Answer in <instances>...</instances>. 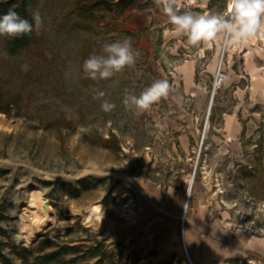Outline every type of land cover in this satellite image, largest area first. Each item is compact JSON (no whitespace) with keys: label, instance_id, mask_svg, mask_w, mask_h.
Wrapping results in <instances>:
<instances>
[{"label":"rangeland","instance_id":"rangeland-1","mask_svg":"<svg viewBox=\"0 0 264 264\" xmlns=\"http://www.w3.org/2000/svg\"><path fill=\"white\" fill-rule=\"evenodd\" d=\"M76 2L32 4L37 48L11 56L0 36V87L23 97L18 114L0 113V253L16 264L52 242L41 254L71 246L67 264H264V38L191 46L154 0L69 34L63 16ZM225 9L226 0L192 6ZM126 37L135 64L84 80L91 50ZM157 79L172 85L167 99L145 112L123 103ZM95 205L102 221L88 220Z\"/></svg>","mask_w":264,"mask_h":264},{"label":"clouds","instance_id":"clouds-1","mask_svg":"<svg viewBox=\"0 0 264 264\" xmlns=\"http://www.w3.org/2000/svg\"><path fill=\"white\" fill-rule=\"evenodd\" d=\"M162 8L163 13L171 25V32L176 37H186L187 43L199 47L202 43L211 47L213 42L222 41L224 49L247 43L250 39L264 38V0H226L224 11L198 12L192 6L196 0H154ZM205 7V5H200ZM36 26H40V13H32ZM33 31V25L22 18L16 11L10 9L0 18V36L16 37ZM102 55H90L83 63L86 77L108 79L135 64L139 55L132 46L130 38L105 43ZM172 91V85L166 79L154 80L141 91L139 96L125 94L123 103L134 106L138 112L151 109L152 105L167 99ZM103 97L104 92L97 93ZM116 105L107 100L101 108L104 112H111ZM264 231V229H261ZM16 264H22L17 259Z\"/></svg>","mask_w":264,"mask_h":264},{"label":"trees","instance_id":"trees-1","mask_svg":"<svg viewBox=\"0 0 264 264\" xmlns=\"http://www.w3.org/2000/svg\"><path fill=\"white\" fill-rule=\"evenodd\" d=\"M38 0H20L19 5L13 4L12 0L0 1V18L8 13L10 9L16 11L22 18L27 19L33 25V31L28 34H21L16 37H5V49L11 56L21 54L23 51L29 50L32 47H39V36L37 34L35 22L32 19L31 9L32 4ZM137 0H81L80 3H72L71 8L63 16L66 30L69 34L79 31H88L94 29L100 14L113 13L114 10H119L121 13L129 10ZM92 50H91V54ZM88 58V57H87ZM86 59L83 60V63ZM84 80L89 81L90 78L83 75ZM23 97L21 94H11L6 88L0 87V113L7 114L8 117H13L18 114L22 107ZM17 112L16 114H14ZM110 140H107L105 145H109ZM52 242H47L44 247L32 255V251L28 252V256H22L20 260L22 264H67L68 261L63 257L73 250L71 246H66L62 251L53 250L47 254H41L45 249L51 248ZM94 253V255H96ZM1 264H14L10 259H6L0 253Z\"/></svg>","mask_w":264,"mask_h":264},{"label":"bare ground","instance_id":"bare-ground-1","mask_svg":"<svg viewBox=\"0 0 264 264\" xmlns=\"http://www.w3.org/2000/svg\"><path fill=\"white\" fill-rule=\"evenodd\" d=\"M36 199V200H35ZM187 199H188V197H187ZM32 202V204H33V206H34V208L36 207V209H39V211H40V213L42 214L43 213V211H44V208H43V206H45V203L47 202H45V201H43L41 198H40V196H36V197H34L32 200H31ZM186 204H187V201L185 202V204H184V207H183V213H182V215H181V219H182V222H184V220H185V216H186V213H187V208H188V206L186 207ZM36 205H38V207L36 206ZM189 205V204H188ZM185 211H186V213H185ZM33 213V212H32ZM89 216H88V220L89 221H102V214H101V212H100V206L99 205H95V206H92L91 208H90V210H89ZM185 214V215H184ZM34 215V214H33ZM35 222H37L38 220H39V218L42 216H40V215H38V217H37V215H36V213H35ZM184 229H185V226H184V228H183V233H185V231H184ZM183 235V234H182ZM188 255V254H187Z\"/></svg>","mask_w":264,"mask_h":264},{"label":"water","instance_id":"water-1","mask_svg":"<svg viewBox=\"0 0 264 264\" xmlns=\"http://www.w3.org/2000/svg\"><path fill=\"white\" fill-rule=\"evenodd\" d=\"M213 100H214V95H212V97H211V101H210V107H209V113H208V116H209V114H210V111H211V108H212V103H213ZM192 185H193V182H192V184H191V186H190V189H189V191H188V194H187V196H188V199H187V204H186V207L188 206V204H189V201H190V198H191V196H190V192H191V189H192ZM45 210H46V214H50V207H49V205H48V203H46V205H45ZM185 213H186V211H185ZM185 215V214H184ZM183 226V225H182ZM183 234V233H182ZM183 236V235H182ZM187 253V252H186ZM188 256V255H187ZM188 258H189V262H190V264H194L193 263V261H192V259H191V257L190 256H188Z\"/></svg>","mask_w":264,"mask_h":264},{"label":"crops","instance_id":"crops-1","mask_svg":"<svg viewBox=\"0 0 264 264\" xmlns=\"http://www.w3.org/2000/svg\"><path fill=\"white\" fill-rule=\"evenodd\" d=\"M188 240L189 241H191L192 242V244L193 243H197V240H195L196 242H193V240H191L190 238H188ZM194 246V245H193ZM212 246V245H211ZM202 253H200V255H201ZM207 255H209L211 258H215L216 257V255L219 257L221 254H220V250L218 249V247H215V245H214V247H212V248H210L209 249V251H208V253H207ZM207 260V259H206ZM197 262H200L198 259L196 260ZM210 261V260H209Z\"/></svg>","mask_w":264,"mask_h":264},{"label":"built area","instance_id":"built-area-1","mask_svg":"<svg viewBox=\"0 0 264 264\" xmlns=\"http://www.w3.org/2000/svg\"><path fill=\"white\" fill-rule=\"evenodd\" d=\"M217 75H218V77H219V82H218V84H220V83L223 81V78H222V75H220V73H218ZM218 84H217V85H218Z\"/></svg>","mask_w":264,"mask_h":264}]
</instances>
